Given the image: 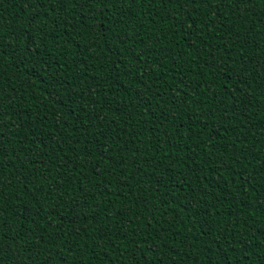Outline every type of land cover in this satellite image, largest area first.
Masks as SVG:
<instances>
[{"label": "trees", "instance_id": "16d2710c", "mask_svg": "<svg viewBox=\"0 0 264 264\" xmlns=\"http://www.w3.org/2000/svg\"><path fill=\"white\" fill-rule=\"evenodd\" d=\"M0 264H264V0H0Z\"/></svg>", "mask_w": 264, "mask_h": 264}, {"label": "snow or ice", "instance_id": "6c2138e0", "mask_svg": "<svg viewBox=\"0 0 264 264\" xmlns=\"http://www.w3.org/2000/svg\"><path fill=\"white\" fill-rule=\"evenodd\" d=\"M88 2V0H85V3H87ZM193 2H195V0H193ZM221 2H222V0H221ZM234 2L235 3H244V2H250V0H234Z\"/></svg>", "mask_w": 264, "mask_h": 264}]
</instances>
